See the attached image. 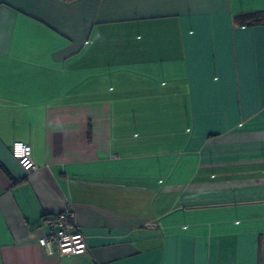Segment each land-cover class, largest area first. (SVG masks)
<instances>
[{
    "label": "crops",
    "instance_id": "1",
    "mask_svg": "<svg viewBox=\"0 0 264 264\" xmlns=\"http://www.w3.org/2000/svg\"><path fill=\"white\" fill-rule=\"evenodd\" d=\"M257 13L0 0V264H264V25L236 23ZM64 210L84 254L38 244Z\"/></svg>",
    "mask_w": 264,
    "mask_h": 264
},
{
    "label": "built area",
    "instance_id": "2",
    "mask_svg": "<svg viewBox=\"0 0 264 264\" xmlns=\"http://www.w3.org/2000/svg\"><path fill=\"white\" fill-rule=\"evenodd\" d=\"M11 155L26 175H30L37 169L32 159L31 148L26 143L13 142ZM42 227L45 233L38 238V244L46 254L67 256L86 253L85 236L79 232L71 211L64 210L56 217L44 216Z\"/></svg>",
    "mask_w": 264,
    "mask_h": 264
},
{
    "label": "trees",
    "instance_id": "3",
    "mask_svg": "<svg viewBox=\"0 0 264 264\" xmlns=\"http://www.w3.org/2000/svg\"><path fill=\"white\" fill-rule=\"evenodd\" d=\"M63 2H73L76 0H60ZM239 26H263L264 25V13H257L242 17L236 22Z\"/></svg>",
    "mask_w": 264,
    "mask_h": 264
}]
</instances>
